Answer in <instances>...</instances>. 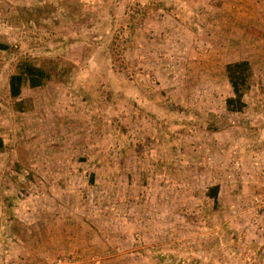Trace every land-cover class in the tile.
I'll list each match as a JSON object with an SVG mask.
<instances>
[{
  "label": "rangeland",
  "instance_id": "rangeland-1",
  "mask_svg": "<svg viewBox=\"0 0 264 264\" xmlns=\"http://www.w3.org/2000/svg\"><path fill=\"white\" fill-rule=\"evenodd\" d=\"M0 42V264L33 231L81 264H264V0H0ZM21 58L51 78L14 98Z\"/></svg>",
  "mask_w": 264,
  "mask_h": 264
},
{
  "label": "trees",
  "instance_id": "trees-1",
  "mask_svg": "<svg viewBox=\"0 0 264 264\" xmlns=\"http://www.w3.org/2000/svg\"><path fill=\"white\" fill-rule=\"evenodd\" d=\"M9 49V44L0 42V50ZM227 76L234 95L226 99V104L231 111H241L245 106L244 90L252 76V68L248 61L229 63L226 66ZM51 78L50 71L31 61L29 58H21L15 65L14 71L9 78V91L12 97L17 98L22 94L23 88L29 85L37 88L45 85ZM6 147L3 137L0 136V150ZM219 186H213L208 191V196L218 199Z\"/></svg>",
  "mask_w": 264,
  "mask_h": 264
},
{
  "label": "crops",
  "instance_id": "crops-1",
  "mask_svg": "<svg viewBox=\"0 0 264 264\" xmlns=\"http://www.w3.org/2000/svg\"><path fill=\"white\" fill-rule=\"evenodd\" d=\"M32 222H30L29 224L35 228H38V227L40 228V227H45V226H48L49 228H51L52 226V221H45V222H49V224L46 223V225H42L43 221H40V222L32 221ZM45 234H48V236L45 237L46 236ZM67 235H69V233H66L64 235L65 239L67 238ZM32 236L35 237L36 241L32 239L34 238ZM30 238H31L29 239L30 242L28 241V243H30L31 245L27 244V247H24V251L18 245L17 246L18 252L16 253V255L13 254L12 257L14 255L15 256L11 259H7L5 264H42L41 259L42 257H44V254L52 255V252L54 253L57 251L59 252V254H68L74 257L76 256L79 259L92 258L91 260H96L98 257L96 256L97 253L93 252V250L96 247L89 245L88 243L86 245L81 244L82 246L79 245L80 242L67 243L70 239L78 240L79 237L78 238L68 237V241L66 243H62V242H59V239L57 240V237H56V242H55V240L52 239V237L47 231L45 233L33 231L32 235H30ZM42 247H45L46 251L40 250Z\"/></svg>",
  "mask_w": 264,
  "mask_h": 264
},
{
  "label": "built area",
  "instance_id": "built-area-1",
  "mask_svg": "<svg viewBox=\"0 0 264 264\" xmlns=\"http://www.w3.org/2000/svg\"><path fill=\"white\" fill-rule=\"evenodd\" d=\"M262 205H259L257 208V212L259 213L261 209H264V198L260 200ZM47 264H81L79 261L76 259V257L68 254H63V255H58L54 257L53 259H48Z\"/></svg>",
  "mask_w": 264,
  "mask_h": 264
}]
</instances>
